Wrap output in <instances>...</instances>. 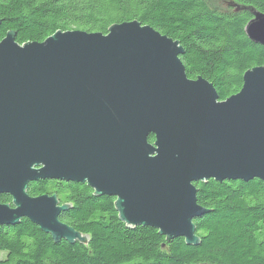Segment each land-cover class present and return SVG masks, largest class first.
Instances as JSON below:
<instances>
[{"label":"water","instance_id":"obj_1","mask_svg":"<svg viewBox=\"0 0 264 264\" xmlns=\"http://www.w3.org/2000/svg\"><path fill=\"white\" fill-rule=\"evenodd\" d=\"M249 11L245 34L264 47V13ZM182 53L136 20L22 45L8 32L0 41V194L11 203H0V226L26 218L55 242H82L59 219L67 204L27 193L31 182L60 180L114 197L127 226L195 245L193 221L207 210L194 182L264 185V66L219 100L207 80L186 76Z\"/></svg>","mask_w":264,"mask_h":264},{"label":"trees","instance_id":"obj_2","mask_svg":"<svg viewBox=\"0 0 264 264\" xmlns=\"http://www.w3.org/2000/svg\"><path fill=\"white\" fill-rule=\"evenodd\" d=\"M228 1L248 9L235 10ZM249 8L264 13V0H0V41L8 32L19 45L56 31L106 34L113 24L136 20L178 41L186 76H201L224 100L240 90L247 70L264 66V47L244 31ZM194 186L207 213L193 221L198 242L187 245L153 227L127 226L115 198L94 194L86 183L31 182L28 195H56L68 205L60 221L85 238L55 242L22 218L0 226V251L6 253L0 264H264V185L210 178ZM0 203L10 204V195L0 194Z\"/></svg>","mask_w":264,"mask_h":264},{"label":"rangeland","instance_id":"obj_3","mask_svg":"<svg viewBox=\"0 0 264 264\" xmlns=\"http://www.w3.org/2000/svg\"><path fill=\"white\" fill-rule=\"evenodd\" d=\"M6 253L4 251H0V259L5 258Z\"/></svg>","mask_w":264,"mask_h":264}]
</instances>
